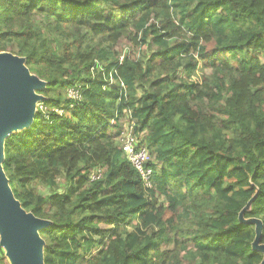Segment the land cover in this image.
<instances>
[{
  "label": "trees",
  "instance_id": "trees-1",
  "mask_svg": "<svg viewBox=\"0 0 264 264\" xmlns=\"http://www.w3.org/2000/svg\"><path fill=\"white\" fill-rule=\"evenodd\" d=\"M1 51L44 81L1 163L44 264H260L239 213L264 244V0H0Z\"/></svg>",
  "mask_w": 264,
  "mask_h": 264
},
{
  "label": "water",
  "instance_id": "water-1",
  "mask_svg": "<svg viewBox=\"0 0 264 264\" xmlns=\"http://www.w3.org/2000/svg\"><path fill=\"white\" fill-rule=\"evenodd\" d=\"M44 87V81L30 73L24 58L8 51L0 52V247L9 264H44L43 240L38 230L48 221L24 210L13 196L2 168L4 140L12 132L29 126L35 106L42 97L34 92ZM239 220L255 224V237L251 247L262 253L264 244L259 242L262 223L257 218Z\"/></svg>",
  "mask_w": 264,
  "mask_h": 264
},
{
  "label": "built area",
  "instance_id": "built-area-1",
  "mask_svg": "<svg viewBox=\"0 0 264 264\" xmlns=\"http://www.w3.org/2000/svg\"><path fill=\"white\" fill-rule=\"evenodd\" d=\"M120 59H122V56H120ZM109 81L113 82L114 79L110 77ZM67 95L71 98H77L79 92L75 88H70L67 91ZM120 143L124 156L138 171L144 187H151L152 167L148 164L151 160V155L146 146L142 145L139 138L133 133L131 124L123 127L120 134Z\"/></svg>",
  "mask_w": 264,
  "mask_h": 264
},
{
  "label": "rangeland",
  "instance_id": "rangeland-1",
  "mask_svg": "<svg viewBox=\"0 0 264 264\" xmlns=\"http://www.w3.org/2000/svg\"><path fill=\"white\" fill-rule=\"evenodd\" d=\"M119 48H120V50H122V52H127V53H134L135 52V50H133V48L131 47V45L129 44V43H127V42H125L124 44L123 43H121L120 45H119ZM200 74H201V72H198L197 73V75L195 76V77H193V79H196V80H198L199 79V76H200ZM37 90L35 89L34 90V92L36 93V94H38L37 92H36ZM39 95V94H38ZM41 96V95H40ZM42 97V96H41ZM38 105V102H37V104H36V106ZM35 106V107H36ZM127 124H124L123 125V127H125ZM34 186H35V188H36V191H38V192H40V193H48L49 192V188L48 187H45V185H43V184H34ZM58 186H59V188H58V192H62L63 191V181H62V179H60V181H59V184H58ZM42 229V228H41ZM40 230V229H39ZM39 230H38V233H39ZM40 235V234H39ZM95 238H98V236H94ZM40 238L43 240V238L40 236ZM43 246H44V240H43Z\"/></svg>",
  "mask_w": 264,
  "mask_h": 264
}]
</instances>
